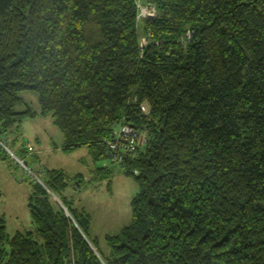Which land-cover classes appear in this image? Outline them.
Segmentation results:
<instances>
[{"label": "trees", "instance_id": "1", "mask_svg": "<svg viewBox=\"0 0 264 264\" xmlns=\"http://www.w3.org/2000/svg\"><path fill=\"white\" fill-rule=\"evenodd\" d=\"M23 91L95 163L125 118L151 139L122 164L139 191L108 251L69 191L84 177L45 170L33 228L0 217V264H264V0H0V135L36 115Z\"/></svg>", "mask_w": 264, "mask_h": 264}, {"label": "rangeland", "instance_id": "2", "mask_svg": "<svg viewBox=\"0 0 264 264\" xmlns=\"http://www.w3.org/2000/svg\"><path fill=\"white\" fill-rule=\"evenodd\" d=\"M23 103L17 111H31L34 117H26L17 123L11 133L0 135V140L16 155L19 150L32 146L29 168L42 180L45 170H64L71 177L82 175L84 181L76 190H69L77 207L91 217L89 236L98 241L100 248L109 250L106 237L118 235L132 221V200L139 191L135 179L126 175L122 165L109 159L95 163L86 147L66 151L61 131L51 116L41 115L39 95L33 91L20 93ZM16 139V143L12 141ZM108 167L109 180H95L97 168ZM38 180L0 145V217L6 221L7 232L12 238L18 232L33 228L29 201L33 186Z\"/></svg>", "mask_w": 264, "mask_h": 264}, {"label": "built area", "instance_id": "3", "mask_svg": "<svg viewBox=\"0 0 264 264\" xmlns=\"http://www.w3.org/2000/svg\"><path fill=\"white\" fill-rule=\"evenodd\" d=\"M139 9V19L155 18L157 16L156 8L152 5H144L139 2ZM146 45L147 40L143 39L141 41L142 48H144ZM140 109L144 116H148L151 113L150 107L147 104L141 105ZM150 139L151 137L147 130L128 122V119L125 118V120L116 127L111 140L106 143L109 160L112 163L122 165L126 158H135L146 148H148ZM0 145L23 166L24 160L19 159L1 140ZM26 147L29 153L28 155H33L34 148L29 145ZM26 170L30 173V175L34 176V178L37 179L39 183L43 182L36 176L34 172L30 170V168Z\"/></svg>", "mask_w": 264, "mask_h": 264}, {"label": "water", "instance_id": "4", "mask_svg": "<svg viewBox=\"0 0 264 264\" xmlns=\"http://www.w3.org/2000/svg\"><path fill=\"white\" fill-rule=\"evenodd\" d=\"M23 166H24L26 169H29V163H28V162L24 161ZM40 183H41L42 185H44L43 182H40ZM65 210L67 211V209H65Z\"/></svg>", "mask_w": 264, "mask_h": 264}]
</instances>
